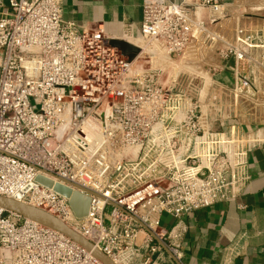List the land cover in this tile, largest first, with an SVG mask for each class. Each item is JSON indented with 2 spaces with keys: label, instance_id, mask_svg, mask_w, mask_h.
Wrapping results in <instances>:
<instances>
[{
  "label": "built area",
  "instance_id": "2783aa9c",
  "mask_svg": "<svg viewBox=\"0 0 264 264\" xmlns=\"http://www.w3.org/2000/svg\"><path fill=\"white\" fill-rule=\"evenodd\" d=\"M62 1L0 0V196L132 264L140 235L151 253L152 234L165 240L163 215L238 199L249 184L264 127L248 133L256 122L230 113L238 91L264 96V23L233 22L218 0H146L130 60L103 32L64 21ZM39 177L89 197L88 216ZM169 250L180 261L179 246ZM0 264L103 263L0 208Z\"/></svg>",
  "mask_w": 264,
  "mask_h": 264
},
{
  "label": "crops",
  "instance_id": "0c3cea01",
  "mask_svg": "<svg viewBox=\"0 0 264 264\" xmlns=\"http://www.w3.org/2000/svg\"><path fill=\"white\" fill-rule=\"evenodd\" d=\"M145 1L63 0L62 17L80 31H101L112 41L132 44L131 40L140 36ZM218 1L230 15L243 5V0ZM220 77L225 85L231 84L230 73ZM244 128L250 133L257 127L250 124ZM248 172L251 180L238 199L181 219L163 215L159 232L166 235L165 240H154L156 252L151 253L146 249V234L140 235L137 245L142 247V255L132 264H264V144L250 154ZM174 243L180 248V261L169 250Z\"/></svg>",
  "mask_w": 264,
  "mask_h": 264
},
{
  "label": "water",
  "instance_id": "95a60500",
  "mask_svg": "<svg viewBox=\"0 0 264 264\" xmlns=\"http://www.w3.org/2000/svg\"><path fill=\"white\" fill-rule=\"evenodd\" d=\"M112 45L120 49L121 52L130 60H133L139 53V50L137 48L122 40L112 41ZM37 181L46 187H54V190L56 192L68 198L70 200V206L77 219H83L88 216L91 202L89 197L78 192H73L71 189L60 184L53 186V182L51 180L45 179L43 177H39ZM0 208L64 234L77 244L84 247L87 251L91 252L93 256L103 264H116L111 258L105 255L99 249L95 248L94 245L87 239L69 228L57 218L42 210L36 209L12 199H8L3 196H0ZM152 235L155 240L161 242V240L155 234ZM174 259L177 260L175 257Z\"/></svg>",
  "mask_w": 264,
  "mask_h": 264
},
{
  "label": "rangeland",
  "instance_id": "374dc122",
  "mask_svg": "<svg viewBox=\"0 0 264 264\" xmlns=\"http://www.w3.org/2000/svg\"><path fill=\"white\" fill-rule=\"evenodd\" d=\"M258 6V0H251L250 2L243 0V5L240 10L235 12L236 20L233 22H237L239 19L240 22L252 25L264 23V11L261 13L254 11V8ZM236 94L238 95V106L236 112L230 113L231 119H235V115L239 120L245 123L254 124L256 122V127H264V96L257 94L254 99H251L250 95H247L246 90L244 93L238 91Z\"/></svg>",
  "mask_w": 264,
  "mask_h": 264
},
{
  "label": "bare ground",
  "instance_id": "6f19581e",
  "mask_svg": "<svg viewBox=\"0 0 264 264\" xmlns=\"http://www.w3.org/2000/svg\"><path fill=\"white\" fill-rule=\"evenodd\" d=\"M263 8L261 7V6H258V7H256V8H254V11H257V12H259V13H261V12H263ZM128 43V42H127ZM132 44L133 45H135L136 43L135 42H132ZM131 45V44H130ZM134 47V46H133Z\"/></svg>",
  "mask_w": 264,
  "mask_h": 264
}]
</instances>
